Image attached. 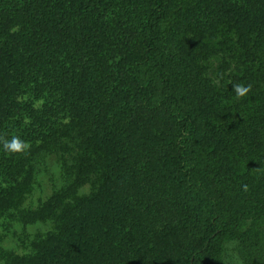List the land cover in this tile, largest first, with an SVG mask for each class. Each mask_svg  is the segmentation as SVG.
<instances>
[{
    "label": "rangeland",
    "instance_id": "374dc122",
    "mask_svg": "<svg viewBox=\"0 0 264 264\" xmlns=\"http://www.w3.org/2000/svg\"><path fill=\"white\" fill-rule=\"evenodd\" d=\"M58 2L55 32L67 22L81 44L65 53L69 32L54 36L53 71L67 69V79L49 80L46 87L70 86L69 75L77 74V84L87 91L66 121L67 133L34 159L26 203L1 199L0 264H15V257L20 264H175L182 227L171 183L177 126L161 111L143 110L145 93L121 70L147 44L129 27L135 3L86 0L90 14L75 27V7ZM245 2L172 0L160 27L167 55L188 69L189 89L207 123L203 142L211 143L202 181L226 213L239 197L264 187V82L239 41L247 25ZM24 16L5 19L12 35L22 37ZM8 79L1 69L0 103L2 94L11 95ZM234 84H250L252 90L237 99ZM5 107L0 105V136L11 139L13 131L2 118ZM10 157L0 146V169L10 165ZM26 209L48 211L33 220ZM75 222L86 224L83 239L72 235L59 246L66 230L75 232ZM221 257L223 264H264V216L244 222L240 236L224 243Z\"/></svg>",
    "mask_w": 264,
    "mask_h": 264
},
{
    "label": "trees",
    "instance_id": "16d2710c",
    "mask_svg": "<svg viewBox=\"0 0 264 264\" xmlns=\"http://www.w3.org/2000/svg\"><path fill=\"white\" fill-rule=\"evenodd\" d=\"M66 1L67 5L71 3L69 7H75L73 23L78 27L92 7L87 6L86 0ZM171 1L133 0L135 7L129 27L146 37L147 44L141 57L122 62L121 70L137 89L145 93L141 108L149 112L161 111L177 126L173 142L176 161L171 183L177 196L182 227L177 232L179 245L175 248L178 250L175 264H223L224 243L237 239L240 228L248 219L264 216V187L239 197L228 213L218 208L216 200L205 188L201 175L211 150V143L203 142L207 139V123L189 89L187 67L167 55L161 34V23L169 17ZM245 1L247 25L239 41L252 57L250 62L256 67L255 73L257 71L264 82V0ZM58 10V0H0V70L6 72L7 88L11 92L10 97L4 99V94L1 95L0 105L4 102L6 105L2 118L14 136L31 144L26 154L7 158L10 165L0 169V201L5 198V202L15 205H24L32 193L34 159L44 149L55 146L61 132L67 133L66 121L87 91L77 84V74L69 75L70 86L65 83L55 90L52 86L46 87L49 80L59 79L63 83L67 79V69L59 74L53 71L58 47L54 36L65 35L68 31L66 22L62 23L59 33L55 32V26L60 24L56 17ZM61 12L63 18V6ZM16 15H25L28 20L22 37L12 35L10 28L4 25L6 18L14 20ZM10 26L15 32L13 25ZM68 32L70 38L63 45L65 53L79 44L80 34ZM251 78L252 70L249 80ZM26 120L30 122L26 123ZM52 206L50 204L48 208ZM26 210V218L33 220L43 218L48 211L41 214L39 209L36 212ZM77 223L72 224L74 233L70 229L62 234L59 246L67 245L72 235L79 241L83 239L86 224L79 226ZM21 261L20 257H15L13 263L20 264Z\"/></svg>",
    "mask_w": 264,
    "mask_h": 264
},
{
    "label": "clouds",
    "instance_id": "9594fccd",
    "mask_svg": "<svg viewBox=\"0 0 264 264\" xmlns=\"http://www.w3.org/2000/svg\"><path fill=\"white\" fill-rule=\"evenodd\" d=\"M232 87L237 99L246 97L252 90V86L250 84H234ZM28 122L30 121L26 120V123ZM0 146H2L6 153L13 155L26 154L31 148V144L29 142L22 140L18 136H12L11 139L6 138V136H0Z\"/></svg>",
    "mask_w": 264,
    "mask_h": 264
}]
</instances>
